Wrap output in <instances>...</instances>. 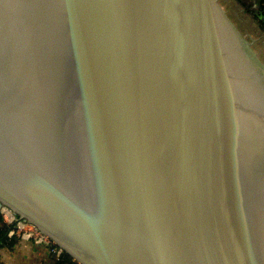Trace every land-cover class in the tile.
Here are the masks:
<instances>
[{
	"label": "water",
	"instance_id": "1",
	"mask_svg": "<svg viewBox=\"0 0 264 264\" xmlns=\"http://www.w3.org/2000/svg\"><path fill=\"white\" fill-rule=\"evenodd\" d=\"M255 41L219 0H0V209L78 264H264Z\"/></svg>",
	"mask_w": 264,
	"mask_h": 264
},
{
	"label": "built area",
	"instance_id": "2",
	"mask_svg": "<svg viewBox=\"0 0 264 264\" xmlns=\"http://www.w3.org/2000/svg\"><path fill=\"white\" fill-rule=\"evenodd\" d=\"M264 7V0L262 3ZM261 30L264 33V22H261ZM0 218L2 221V227L7 231L6 239L0 242V245L12 242L27 241L39 246H45L49 248L51 254L55 257L59 263L69 264L66 262L65 252L59 248L48 236L44 235L37 227L26 223L19 219L12 211L7 208L0 209ZM72 264H78L73 259Z\"/></svg>",
	"mask_w": 264,
	"mask_h": 264
},
{
	"label": "crops",
	"instance_id": "3",
	"mask_svg": "<svg viewBox=\"0 0 264 264\" xmlns=\"http://www.w3.org/2000/svg\"><path fill=\"white\" fill-rule=\"evenodd\" d=\"M236 1L239 2L238 0ZM243 1H247V4L241 3L243 11L253 15L250 8H255L259 1ZM1 228L2 221L0 218V229ZM0 264H58V262L51 254L49 248L45 246H39L27 241H14L11 244L6 243L4 245H0Z\"/></svg>",
	"mask_w": 264,
	"mask_h": 264
},
{
	"label": "rangeland",
	"instance_id": "4",
	"mask_svg": "<svg viewBox=\"0 0 264 264\" xmlns=\"http://www.w3.org/2000/svg\"><path fill=\"white\" fill-rule=\"evenodd\" d=\"M220 2L240 31L248 37V40H257L255 41L254 48L261 60L264 62V48L261 41L258 40V38L264 35L260 29L262 25L259 22V19L250 13H243L242 4L236 0H220Z\"/></svg>",
	"mask_w": 264,
	"mask_h": 264
},
{
	"label": "trees",
	"instance_id": "5",
	"mask_svg": "<svg viewBox=\"0 0 264 264\" xmlns=\"http://www.w3.org/2000/svg\"><path fill=\"white\" fill-rule=\"evenodd\" d=\"M240 3H244L246 4L245 1L243 0H238ZM258 4L255 6V8H250V11H252L253 15L260 19L261 22H264V7H262V3H263V0H258ZM249 11V10H248ZM6 235H7V231L5 230V228H1L0 229V242L4 241L6 239ZM66 262H68L69 264H72L71 261L72 259L66 255ZM59 264H64L63 263H59Z\"/></svg>",
	"mask_w": 264,
	"mask_h": 264
},
{
	"label": "bare ground",
	"instance_id": "6",
	"mask_svg": "<svg viewBox=\"0 0 264 264\" xmlns=\"http://www.w3.org/2000/svg\"><path fill=\"white\" fill-rule=\"evenodd\" d=\"M262 32V31H261Z\"/></svg>",
	"mask_w": 264,
	"mask_h": 264
}]
</instances>
